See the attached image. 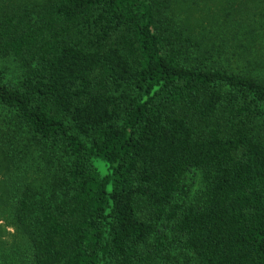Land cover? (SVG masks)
Here are the masks:
<instances>
[{
    "label": "trees",
    "instance_id": "obj_1",
    "mask_svg": "<svg viewBox=\"0 0 264 264\" xmlns=\"http://www.w3.org/2000/svg\"><path fill=\"white\" fill-rule=\"evenodd\" d=\"M2 61L0 264H264V0H0Z\"/></svg>",
    "mask_w": 264,
    "mask_h": 264
},
{
    "label": "rangeland",
    "instance_id": "obj_2",
    "mask_svg": "<svg viewBox=\"0 0 264 264\" xmlns=\"http://www.w3.org/2000/svg\"><path fill=\"white\" fill-rule=\"evenodd\" d=\"M243 15H240L239 20L237 21L238 25L232 24L235 28L234 31L238 32V38L242 39V32L246 30V27L248 26L249 22L251 21H258L259 16L257 13V6H245L243 7ZM0 77L2 78L3 74H6V76L11 75L13 72V68L8 65V63L2 61V70L0 71ZM95 166L98 168L101 174L107 172L106 166H104L101 163L94 162ZM185 184L187 186L188 195L190 199H194L197 195L196 193L202 188V178L198 172H192L188 174V176L185 179ZM0 226H2V223H0Z\"/></svg>",
    "mask_w": 264,
    "mask_h": 264
}]
</instances>
